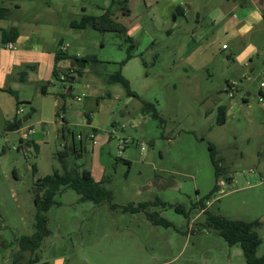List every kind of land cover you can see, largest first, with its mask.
Returning <instances> with one entry per match:
<instances>
[{
    "label": "rangeland",
    "instance_id": "1",
    "mask_svg": "<svg viewBox=\"0 0 264 264\" xmlns=\"http://www.w3.org/2000/svg\"><path fill=\"white\" fill-rule=\"evenodd\" d=\"M123 1L115 0L113 13L136 43L130 60L125 35L71 26L101 15L112 0H0L10 9L0 20V264H248L239 245L210 227L209 215L259 220L257 257L264 256L263 19L234 36L263 0ZM223 26L234 31L219 37ZM2 28L17 30L24 50L52 54L57 78L48 62L17 65L19 46L5 49ZM58 54L67 59L57 62ZM75 60L89 62L79 72L71 68ZM119 72L134 96L110 83ZM220 106L228 110L223 126ZM29 113L18 131L7 132ZM28 129L39 154L17 150ZM81 140L76 162L105 182L111 203L62 190L47 213L50 236L39 251L22 252L20 239L35 233V184L62 172L58 153L67 150L72 164L70 150ZM124 140L130 144L121 154ZM144 203L150 205L139 210Z\"/></svg>",
    "mask_w": 264,
    "mask_h": 264
},
{
    "label": "trees",
    "instance_id": "2",
    "mask_svg": "<svg viewBox=\"0 0 264 264\" xmlns=\"http://www.w3.org/2000/svg\"><path fill=\"white\" fill-rule=\"evenodd\" d=\"M128 0L123 1L126 4ZM116 4L115 0H112L111 5L108 8L103 9V13L99 16H84L80 22H72L71 26L75 29H87L92 28L95 31L101 33H118L126 36V41L130 43V51L136 49V43L127 36L126 28L118 23L114 18L113 8ZM122 12L125 15H130V10L125 7L122 8ZM176 15L183 14L181 7L175 10ZM10 14V9L0 6V20H5ZM263 19H264V10H263ZM18 38V31L11 35L10 32H3V42L4 44L16 43ZM129 54L128 60H130L133 54ZM67 59L66 55L58 54L55 58L57 62ZM86 63L89 61L84 60ZM124 62L123 64H125ZM74 69V68H73ZM75 70V69H74ZM81 72V70H78ZM54 77L57 78V70H54ZM67 79L62 80L61 82L65 83ZM69 82L75 80V75L70 77ZM110 83L120 84L129 96H134V93L130 89L129 81L122 76V74L116 73L112 75L109 79ZM47 86L42 88L43 94L47 93ZM9 93L14 94L13 91ZM71 90H68L66 94H63V97L67 94H70ZM226 107L222 106L218 110V119L217 124L223 126L227 122V113ZM32 116V114H31ZM156 117H159L156 114ZM16 121H14L15 123ZM33 150L36 154H39L40 147L33 141H20L18 146V151H30ZM71 151V155L74 158V162L71 164L68 162L70 153L65 150L58 153L59 161L62 165V172L55 171L52 175L46 176L40 179L35 184V198L34 202L36 205V215H35V233L32 236L22 237L19 241V246L22 252L35 253L40 250L43 241L50 236V231L48 229V217L47 213L55 204L56 196L64 189H71L76 194L82 197L83 200L92 202L95 205H102L105 202L111 203L112 193L106 187L104 181L96 182L93 178L92 172L83 169L77 164V154L84 153V148L81 146L78 148L74 146ZM210 151L212 155V160L214 165L217 167V178L220 175V169L215 160L216 151L213 145H210ZM128 163L127 160H123ZM34 173H37V167H33ZM217 186L214 188L213 193L217 192ZM212 193V194H213ZM150 205V203H144L139 206V210L145 209ZM117 207L111 205V209H116ZM136 210V209H135ZM134 210V211H135ZM179 210V209H178ZM138 211V210H136ZM150 219L155 225L165 224L168 226L167 222L163 219H156L155 215H150ZM210 227L214 228L217 233L223 237L230 246L239 245L243 251L245 259L248 264H264V256L257 257V249L262 243V240L259 238L257 229L262 226L259 220L253 222H241V221H230L226 218L209 215L207 219ZM37 260L40 261V256H37ZM48 264V263H45Z\"/></svg>",
    "mask_w": 264,
    "mask_h": 264
},
{
    "label": "crops",
    "instance_id": "3",
    "mask_svg": "<svg viewBox=\"0 0 264 264\" xmlns=\"http://www.w3.org/2000/svg\"><path fill=\"white\" fill-rule=\"evenodd\" d=\"M258 7H259V9L256 12L255 11L246 12V14H245L246 16L244 18L245 21H242L241 24L238 25V27H240V28L242 27L243 30L240 31V29H239V31H235L234 32V36L235 37H243V36H245L248 33V31L253 28L252 21H257L258 22V21H260V19H263L264 0L260 3V5L258 4ZM181 9H182V12H183L184 9L182 7H181ZM263 21H264V19H263ZM2 30H3L2 31V35H3V32L6 31V29L2 28ZM228 30L234 31V26L233 27L232 26H223V27L219 28V30H218V36L220 37L223 34H227V31ZM19 36H18L17 41H16V45L19 46V49L17 48L15 50V51H17L16 57H15L17 59V61H18L17 62V65L22 64V62H25V63L28 62V63H34V64L35 63L41 64V63H44V62H48L49 63L50 73H51V71L53 69L52 63L50 62L51 58L53 57L52 54H47V53L45 54L41 50H37V51L24 50L23 47H21V45H24V43H21L22 38H21V40H19L20 39ZM197 50L198 49L193 50L191 53L189 52L190 54H189V57L188 58H190V60H191L190 62L191 63L193 62L194 58H197V57H194V55L197 53ZM7 66H8V64H7ZM10 71L9 72H5L2 75V78H3V81H4L3 83L6 82L7 76L10 73ZM220 107H222V106H220ZM220 107H218V110H219ZM224 107H226V106H224ZM226 113H227V116H228V110L227 109H226ZM10 117L11 116L9 114L6 115V119H10ZM9 124L10 125H13V122H10Z\"/></svg>",
    "mask_w": 264,
    "mask_h": 264
},
{
    "label": "built area",
    "instance_id": "4",
    "mask_svg": "<svg viewBox=\"0 0 264 264\" xmlns=\"http://www.w3.org/2000/svg\"><path fill=\"white\" fill-rule=\"evenodd\" d=\"M5 49H7V50H15L16 49V45H15V43H8V44H6V46H5ZM62 80H65V78L64 77H62L61 78ZM261 87L262 88H264V83L263 82H261ZM226 91L229 93V95L232 97V98H234V96H235V84H233V85H230L229 83L227 84V89H226ZM24 111L22 110V109H20L19 110V113L20 114H22ZM31 134H33V130L32 129H28V131H27V135H23L22 136V138H21V140H23V141H27L29 138H28V136H30ZM81 142H82V140H81ZM95 143V142H94ZM121 143V146H120V153L122 154V152L125 150V147L127 146V145H129L130 144V141H127V140H124V141H121L120 142ZM96 144V143H95ZM143 150H144V148H142ZM17 150H18V147H17ZM0 153H1V151H0ZM226 182V181H225Z\"/></svg>",
    "mask_w": 264,
    "mask_h": 264
},
{
    "label": "water",
    "instance_id": "5",
    "mask_svg": "<svg viewBox=\"0 0 264 264\" xmlns=\"http://www.w3.org/2000/svg\"><path fill=\"white\" fill-rule=\"evenodd\" d=\"M174 20H176V18H174ZM14 31H11L10 34L12 35ZM78 67L80 70L85 69L87 67V63L84 60H75L74 62L71 63V68H75ZM261 81V77H259L257 79V82L255 83V85L258 84V82ZM72 91V87H70V89ZM31 118V114H27L26 116H24L21 119H18L15 123H13V125H11L8 129L7 132H14V131H18L24 124H26ZM4 248V247H3Z\"/></svg>",
    "mask_w": 264,
    "mask_h": 264
}]
</instances>
